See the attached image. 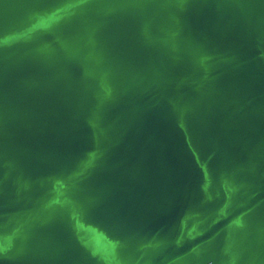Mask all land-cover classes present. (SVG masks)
Listing matches in <instances>:
<instances>
[{"label":"water","instance_id":"1","mask_svg":"<svg viewBox=\"0 0 264 264\" xmlns=\"http://www.w3.org/2000/svg\"><path fill=\"white\" fill-rule=\"evenodd\" d=\"M0 264H264V0H0Z\"/></svg>","mask_w":264,"mask_h":264}]
</instances>
